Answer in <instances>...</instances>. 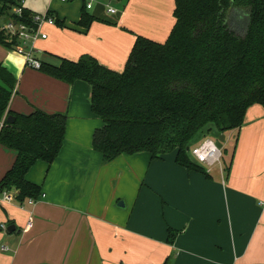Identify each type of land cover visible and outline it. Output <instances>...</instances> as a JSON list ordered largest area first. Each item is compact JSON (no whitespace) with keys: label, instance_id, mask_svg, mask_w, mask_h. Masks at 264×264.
<instances>
[{"label":"crops","instance_id":"0c3cea01","mask_svg":"<svg viewBox=\"0 0 264 264\" xmlns=\"http://www.w3.org/2000/svg\"><path fill=\"white\" fill-rule=\"evenodd\" d=\"M124 1L117 15L104 7L102 18L94 15L96 5L89 13L98 20L86 30L78 25L80 0H53L77 4L78 17L67 20L52 4L65 25L47 26L49 38L40 40L37 57L58 66L62 58L90 55L122 72L138 36L168 40L175 0ZM0 65L18 79L14 114L68 115L58 158L51 165L38 162L27 174L45 197L21 208L0 193V264H264L263 107H250L241 129L232 131L236 145L225 174L212 170L207 177L177 165L174 156L154 161L147 153L104 164L93 147L103 122L92 112L88 83L55 80L2 44ZM15 159L16 153L0 146V181ZM10 226L16 228L11 234Z\"/></svg>","mask_w":264,"mask_h":264},{"label":"trees","instance_id":"16d2710c","mask_svg":"<svg viewBox=\"0 0 264 264\" xmlns=\"http://www.w3.org/2000/svg\"><path fill=\"white\" fill-rule=\"evenodd\" d=\"M17 5L18 0H0V25L1 19L31 22L27 8L23 18L15 15ZM50 13L57 26L65 25ZM242 17L243 30L234 23ZM174 18L165 43L137 37L122 72L90 55L77 61L62 58L58 66L43 62L40 71L69 86L77 81L91 86V109L103 122L93 147L104 164L122 155L147 153L154 161L174 156L177 165L210 177L190 155L192 142L211 128L220 134L240 130L250 107L264 108V0H175ZM97 20L82 7L79 26L88 30ZM0 44L12 49L1 30ZM16 85L0 65V146L16 153L0 193L11 192L24 202L41 197L42 187L27 174L38 162L51 165L58 158L68 115L14 114L10 104ZM10 116L14 124L7 123Z\"/></svg>","mask_w":264,"mask_h":264},{"label":"built area","instance_id":"2783aa9c","mask_svg":"<svg viewBox=\"0 0 264 264\" xmlns=\"http://www.w3.org/2000/svg\"><path fill=\"white\" fill-rule=\"evenodd\" d=\"M62 3H72L75 0H60ZM88 11H92L98 4L94 0H80ZM107 1V2H106ZM123 0H105L103 4L108 15H117L119 10L114 8L113 4H121ZM24 0H18V5L14 7V13L20 18H23L25 11ZM49 9L46 14L35 13L32 14L31 22L8 20L3 23L1 32L10 38V44L12 49L19 55H21L26 63L27 67L40 70L42 67V61L37 57L38 50L36 48L37 43L40 40H45L48 35L43 32L47 26H55L56 18L51 15ZM223 148L217 146V141L210 138H205L197 145L193 146L189 151L194 160L203 166L206 171L211 172L214 167L219 166L222 174L226 173V170L222 167L223 160ZM45 197V194L41 195V198ZM2 198L5 202L17 201L13 193L4 191ZM39 199H27L24 202H18L21 208H25V205L33 206ZM3 228L5 226H2ZM32 227V219L28 222L27 230Z\"/></svg>","mask_w":264,"mask_h":264},{"label":"rangeland","instance_id":"374dc122","mask_svg":"<svg viewBox=\"0 0 264 264\" xmlns=\"http://www.w3.org/2000/svg\"><path fill=\"white\" fill-rule=\"evenodd\" d=\"M94 1H96L98 3L97 7L95 9L94 15H96L98 18L106 17L105 14H104V6H103L105 1H103V0H94ZM24 2H25V7L26 8L30 9L33 12L39 13V14H46L47 11L50 9V6L53 4L55 9L57 8L58 10L59 9L61 10L60 11L61 15L66 13L67 20L68 19L71 20L73 18L78 17V16H76L77 9H78V6H76L77 4H73V5H71V7H69V6H66V5H62L61 6L57 2H53V0H24ZM125 5H126V1H124V0H123V3L121 5L113 4L114 8H116L119 11H122L124 9ZM9 20H11V19H9ZM6 21H8V19H1L2 23L0 25V29L3 28V23H5ZM236 22L239 24V27L242 28L241 30H243V28L245 27V23H246L245 18H243V17L240 18V19L235 18L234 19V23H236ZM48 30H50V28L46 27L43 30V32L47 33L48 34V38H49ZM43 42H45V41H43ZM41 43H42V41H39L37 43L36 48H37L38 51H40L42 53L43 52L42 48H40ZM31 69H33V68H31ZM33 70H36V69H33ZM17 83H18V79H17ZM220 135H225L227 137L226 141L223 144V146H224L223 149L226 151V154L224 155L223 160H222V167L225 170H227V168L230 167L232 153H233V150H234L235 145H236V133L235 132H228L226 134H220L218 130H216L215 128H211V130L209 132H204V133L200 134V136H198V138H196V140H194L192 142L191 147L197 145L200 141L204 140L205 138H210V139H212L214 141H218ZM219 170H220V167L216 166V167L213 168L212 172L214 174H217L219 172ZM121 202L125 203V200H122Z\"/></svg>","mask_w":264,"mask_h":264},{"label":"water","instance_id":"95a60500","mask_svg":"<svg viewBox=\"0 0 264 264\" xmlns=\"http://www.w3.org/2000/svg\"><path fill=\"white\" fill-rule=\"evenodd\" d=\"M15 122H16V118H14L13 116H10L9 118H7V123L14 124ZM225 141H226V136L225 135H220V137H219V139L217 141V146L219 148H223L224 147L223 144H224ZM188 151H189V149H188ZM119 206L124 208L125 207V203L124 202H120ZM15 229H16L15 226H10L8 228V233L9 234L13 233L15 231Z\"/></svg>","mask_w":264,"mask_h":264}]
</instances>
